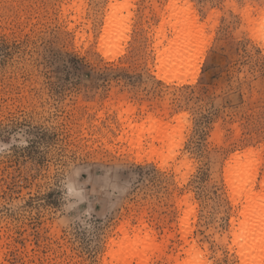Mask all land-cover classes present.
Returning a JSON list of instances; mask_svg holds the SVG:
<instances>
[{"label":"rangeland","instance_id":"1","mask_svg":"<svg viewBox=\"0 0 264 264\" xmlns=\"http://www.w3.org/2000/svg\"><path fill=\"white\" fill-rule=\"evenodd\" d=\"M262 178L264 0H0V264L252 263Z\"/></svg>","mask_w":264,"mask_h":264},{"label":"bare ground","instance_id":"2","mask_svg":"<svg viewBox=\"0 0 264 264\" xmlns=\"http://www.w3.org/2000/svg\"><path fill=\"white\" fill-rule=\"evenodd\" d=\"M110 10L114 9V5H109ZM112 14H109L111 17ZM192 23L195 22V18H192ZM180 31L174 30L173 35L175 36L173 39L168 41L169 48L167 50L171 52L183 53L189 48V44L187 41L190 37L186 36L183 39V43L177 44L178 35ZM159 42L158 44H160ZM195 79L193 77L192 81ZM151 121L153 118L150 119ZM156 128L155 132L150 138V146H153L154 142H158L161 145L165 143V141L169 138L167 132L163 131L162 127L159 124H155ZM140 142H138V147H140ZM241 175H237L236 177H232L230 181L239 180ZM260 188L258 190L254 187V180L249 182L246 186H244L242 193L237 194L238 196L233 199L234 201H238L243 205L244 210L251 209L252 207L257 206L264 199V178H262L260 182ZM264 230V222L260 220H254L251 222L244 223L240 229L238 234H234L235 239L239 242V239L242 240L247 239V241L251 244V248L259 251L258 259H254L252 263L248 264H264V237L262 235V231ZM235 240V241H236Z\"/></svg>","mask_w":264,"mask_h":264}]
</instances>
